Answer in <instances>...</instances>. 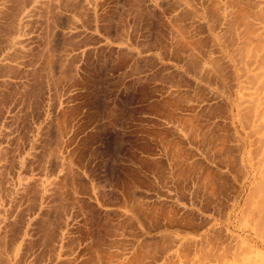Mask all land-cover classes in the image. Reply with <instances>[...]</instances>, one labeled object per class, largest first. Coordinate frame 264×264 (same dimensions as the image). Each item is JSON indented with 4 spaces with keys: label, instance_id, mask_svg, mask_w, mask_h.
<instances>
[{
    "label": "rangeland",
    "instance_id": "obj_1",
    "mask_svg": "<svg viewBox=\"0 0 264 264\" xmlns=\"http://www.w3.org/2000/svg\"><path fill=\"white\" fill-rule=\"evenodd\" d=\"M0 264H264V0H0Z\"/></svg>",
    "mask_w": 264,
    "mask_h": 264
}]
</instances>
